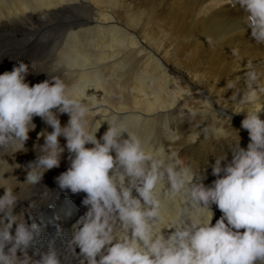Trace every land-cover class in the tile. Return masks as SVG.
I'll list each match as a JSON object with an SVG mask.
<instances>
[{"label": "clouds", "instance_id": "1", "mask_svg": "<svg viewBox=\"0 0 264 264\" xmlns=\"http://www.w3.org/2000/svg\"><path fill=\"white\" fill-rule=\"evenodd\" d=\"M226 2L241 11L251 40L264 46V0ZM33 73L23 60L0 73V161L8 166L0 170V181H17L0 183V264H64L62 254L69 250L76 264H264V108L228 116L230 122L243 117L235 148L195 172L181 167L177 153L150 150L135 133L106 119V107L93 102L94 89L70 95L60 76L44 73L45 79L31 83ZM245 78L243 103L255 104L264 88L252 86L257 73ZM37 117L46 125L36 137L43 143L21 165L16 158L28 153ZM241 132L247 133L246 146ZM213 138L227 140L229 133L217 128ZM62 160L67 168L54 181L65 195L83 194L86 211L68 229L51 221L55 231L47 233V224L19 207L24 200L28 209L36 204L21 198L20 186L40 185ZM208 168L215 179L206 184ZM213 206L221 213L215 223ZM173 209H179L174 217Z\"/></svg>", "mask_w": 264, "mask_h": 264}, {"label": "bare ground", "instance_id": "2", "mask_svg": "<svg viewBox=\"0 0 264 264\" xmlns=\"http://www.w3.org/2000/svg\"><path fill=\"white\" fill-rule=\"evenodd\" d=\"M241 15L226 0H0V60L14 53L37 59L39 75L60 76L70 95L94 89L93 102L106 107V119L135 133L150 150L175 152L181 167L201 172L208 160L235 148L243 117L232 122L227 117L241 108L249 113L264 108V93L255 104L243 103L245 73H257L252 86L264 88V46L243 30ZM34 122L29 151L16 158L21 165L35 158L34 145L43 142L36 137L46 125L38 117ZM217 128L226 129L229 138L214 139ZM241 136L246 146L247 133ZM61 164L67 168L66 160ZM7 167L0 161V170ZM16 175L21 180L24 172ZM213 179L208 168L205 183ZM49 180L44 175L41 184ZM29 186H20L22 199ZM40 246L47 250L43 239ZM62 255L64 264H76L70 250Z\"/></svg>", "mask_w": 264, "mask_h": 264}, {"label": "rangeland", "instance_id": "3", "mask_svg": "<svg viewBox=\"0 0 264 264\" xmlns=\"http://www.w3.org/2000/svg\"><path fill=\"white\" fill-rule=\"evenodd\" d=\"M234 9V8H233ZM235 9H237V8H235ZM51 75H53V74H51ZM215 215H219V217H220V215H221V213H220V211L218 210V209H216V211H215ZM217 217V216H216Z\"/></svg>", "mask_w": 264, "mask_h": 264}]
</instances>
